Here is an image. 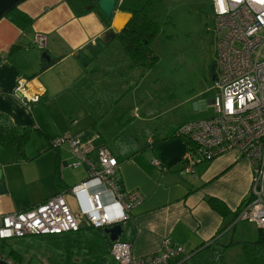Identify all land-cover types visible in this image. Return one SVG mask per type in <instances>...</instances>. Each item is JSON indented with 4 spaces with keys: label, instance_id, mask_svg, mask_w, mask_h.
<instances>
[{
    "label": "crops",
    "instance_id": "0c3cea01",
    "mask_svg": "<svg viewBox=\"0 0 264 264\" xmlns=\"http://www.w3.org/2000/svg\"><path fill=\"white\" fill-rule=\"evenodd\" d=\"M120 1L116 0L110 25L106 27L94 12L82 16L74 15L66 0H0V113L7 116L16 129L29 128L31 130L29 138L33 137L34 133L39 136L40 147L45 154L44 161L34 172L32 179L29 180L26 174L18 178L9 170L11 163L20 160L18 156L15 157L17 149L15 146L6 147L0 144V214L27 209L57 193L62 194L74 213L79 214L81 207H85L84 195L69 193L71 199L67 201L63 194L68 192L63 187H71L85 180L87 167L83 164L78 167L70 165L74 158L66 144L67 150L65 147L57 150L48 148L50 138L69 129L67 125L58 124L57 116L50 115L52 124L48 123L42 112L45 104L55 98L64 97L63 95L69 92L73 96L61 99V105L63 106L65 99L66 104L73 99L71 102L73 111L63 108V119L70 114L75 115L74 101L77 103L86 101L87 93L91 91L89 87L91 82L87 80H90L89 76L95 71L92 63L94 60L83 70L76 54L79 51L87 54L90 45L105 44L101 51L104 55V50H108L109 44L117 40L114 33L120 31L123 24L121 12H127L118 7ZM12 8H17L32 17L33 22L30 27L23 31L7 18L6 13ZM39 33L46 36L43 49L38 48L34 42V37ZM45 53L56 60L43 69L42 63L45 59L42 56ZM120 53L122 55L113 63L124 61L125 54L122 48ZM22 79L25 80L27 96L37 94L38 101L25 104L19 97L20 94L18 93L19 96L15 94L16 86ZM82 83H85L84 86L81 85ZM209 90L213 91L211 97L194 101V110H203L212 104V97L216 91L212 85ZM175 109L177 108L168 109L171 110L169 113H172L173 117L168 116L166 120L160 121L155 127V135L152 136L150 135L152 132L144 135L142 130L132 125L125 129L124 125H119L117 129L114 128L116 130L112 129L110 135L107 130L98 131L91 127L84 129L77 127L70 132L79 133L83 140H89L96 147L102 145L107 147V137L113 139L119 132L127 131L137 136L141 146H146L151 140L160 139L168 134L169 131L165 130L169 124L193 121L192 115H187L186 110L181 109L177 112ZM83 117L90 116L83 113ZM104 134L108 136L104 138L102 136ZM101 138L103 140H100ZM186 150L185 139L176 136L158 141L153 146H148L131 157L118 161L116 178L121 188L124 191L136 190L141 196L140 203L130 211V217L122 222V231L117 238L131 244L132 255L135 257L158 253L162 242L167 239L171 244L181 245L187 257L193 252L190 264H206L208 260L206 249H201L212 239L220 243L224 235L230 231L225 226H229L232 221V214L221 216L208 204L207 199L215 197L223 201L231 212L237 210L250 186V162L237 152L228 151L213 160L196 164L194 173L191 174L183 170L181 163ZM109 151L118 160V149L116 148V153L110 149ZM65 153L68 155L66 156ZM65 167L73 169L83 167V169L74 174L69 172L73 176V179H69L62 174ZM56 169L60 172L63 187L56 184ZM24 180L30 182L31 187L27 194L21 195L16 191L18 187L24 186L26 183ZM104 202L111 215L118 214L119 208L110 194H104ZM105 227H90L82 219L77 231L19 237L17 244L21 248L12 246L11 249L15 248L20 257L15 256L12 262L71 264L73 257H76V261L80 260L79 256L83 250L90 253L91 260L88 264H118L114 259L111 260L110 242L112 241L109 239V234L104 231ZM222 228L225 229L219 233ZM68 241L73 242V247ZM3 247L4 245L0 243V251L5 257L10 258ZM72 249L73 254L68 258L67 253ZM0 264L10 263L6 259H0Z\"/></svg>",
    "mask_w": 264,
    "mask_h": 264
},
{
    "label": "built area",
    "instance_id": "2783aa9c",
    "mask_svg": "<svg viewBox=\"0 0 264 264\" xmlns=\"http://www.w3.org/2000/svg\"><path fill=\"white\" fill-rule=\"evenodd\" d=\"M211 6L215 34L212 87L216 90L212 105L216 114L180 126L177 136L183 137L187 144L181 163L184 171L193 174L196 164L228 151L247 158L251 167L250 186L231 226L238 220H246L264 229V0H211ZM34 42L43 49L46 36L39 33ZM15 94L25 104L39 100L37 94L27 96L23 79ZM51 144L58 149L66 144L74 158L70 165L87 167V178L66 190L84 195L85 207L76 214L62 194L57 193L27 209L1 213L0 243L27 235L77 231L82 219L93 228L122 223L140 203L138 191L119 190L116 183L119 162L104 145L96 147L79 133L70 131L54 137ZM154 163L157 164L155 160ZM104 194H110L118 206L117 215L108 212ZM110 248L118 264H172L178 256H186L181 245L171 244L167 239L158 253L142 257L133 256L131 244L119 239ZM0 259L14 264L1 251Z\"/></svg>",
    "mask_w": 264,
    "mask_h": 264
},
{
    "label": "rangeland",
    "instance_id": "374dc122",
    "mask_svg": "<svg viewBox=\"0 0 264 264\" xmlns=\"http://www.w3.org/2000/svg\"><path fill=\"white\" fill-rule=\"evenodd\" d=\"M154 5L156 20L160 24V32L151 46L158 55L156 65L150 69L139 66L129 68L130 62L126 56L124 61L113 63L122 55L120 44L117 40L113 41L109 44L108 50H104L105 54L101 53L92 62L95 71L89 76L90 80H87L91 82L89 84L91 91L87 93L86 101L78 103L74 101L75 115L70 114L62 118L63 108L73 111L71 103L73 99H70L71 102L68 104L65 99L63 106L61 105V99L73 96L69 92L63 95L64 97L55 98L44 105L42 113L48 123L52 124L50 117L52 115L57 116L58 124L67 125L69 130L65 131L73 132L77 127L83 129L91 127L98 131L107 130L110 135L112 129L115 127L117 129L119 125H124V129L132 125L142 130L144 135L152 132L150 134L152 136L155 135V127L160 121L166 120L168 116L173 117V114L169 113L171 110H168L172 107H176L177 112L181 109L186 110L187 115H192L193 121L215 116L216 112L212 104L203 110L193 109L194 101L209 98L213 92L209 90L212 85L215 56L211 0H162L156 1ZM177 104L180 106H175ZM83 113L90 117L84 118ZM106 135L102 136L106 138L108 136ZM32 136L27 142L23 156L12 149L16 153L15 157L18 156L20 160H14L9 170L18 178L26 174L29 180L32 179L34 172L45 158L44 151L40 147L41 138L35 133ZM102 138L100 140H103ZM111 139L107 137L106 145L116 153L114 138ZM141 142L144 143V140L141 139ZM64 147L66 149V145L62 146ZM82 169L83 167L78 169L65 167L61 171L66 178L73 179L69 172L74 174ZM29 187L31 183L26 182L24 186L18 187L16 192L21 195L27 194ZM63 195L67 201H70L71 194ZM256 235V225L246 220H238L220 241L224 245L230 243L223 256L224 264H241L239 243L252 241ZM18 240L17 238L8 240L3 247L4 252H9L12 246L21 248L17 244ZM68 243L73 247V242L68 241ZM72 254L73 249L67 253V257H71ZM92 256H94L93 252ZM79 257L78 261L73 257L71 264H88L91 260L87 251L81 250Z\"/></svg>",
    "mask_w": 264,
    "mask_h": 264
},
{
    "label": "trees",
    "instance_id": "16d2710c",
    "mask_svg": "<svg viewBox=\"0 0 264 264\" xmlns=\"http://www.w3.org/2000/svg\"><path fill=\"white\" fill-rule=\"evenodd\" d=\"M70 8L72 9L74 15L82 16L90 12H94L98 15L100 20L106 27L110 25V19L106 18L102 11L99 9L97 0H66ZM162 0H121L119 3V8L122 11H127L132 13V17L125 24V26L118 32L114 33V37L120 44L125 56L129 59V68L132 67H144L150 69L154 67L158 60V55L152 49V43L154 39L160 32L159 21L156 20L155 15V2ZM7 18L12 21L21 30H26L33 22L32 17H30L25 12L18 10L17 8H12L6 13ZM105 44L90 45L87 48V54H83L81 51L77 52L76 57L84 70L86 67L101 53ZM45 61L42 63V68H46L51 65L56 59L42 56ZM87 80V79H86ZM86 82V81H85ZM85 84V83H84ZM82 83L81 85L84 86ZM88 86V85H87ZM187 122V121H186ZM185 122H179L175 124H169L165 131H169L168 134L163 135L160 139L151 140L148 145L141 146L137 136L130 134L127 131L119 132L113 139L115 147L118 149V161H122L125 158L131 157L134 153L140 152L146 147L153 146L156 142L161 140H166L177 136V131ZM31 130L29 128H24L23 130L16 129L11 120L0 113V144L2 146H15L20 156L24 155V146L29 139ZM56 137V136H55ZM49 139L48 148H54L51 144L52 139ZM94 154V152H93ZM92 154V155H93ZM56 184L63 187L62 179L59 170L56 169L55 172ZM119 186V190L123 191L119 180H116ZM69 186L63 188L68 189ZM66 191V190H65ZM69 193V192H68ZM208 204L216 210L221 216L226 217L232 214V221L229 223V230L234 227L231 226L237 210L231 212L223 201L215 197H209L207 199ZM91 227V226H90ZM225 228L219 230L221 233ZM211 241V240H210ZM7 241H5L6 243ZM113 242V241H112ZM110 242V247L111 243ZM3 243V245H5ZM228 245L220 244L215 239L204 246L201 250L206 249V256L208 258L206 264H224L223 256ZM241 247V264H264V229L257 228L256 238L252 241H242L239 243ZM111 249V248H110ZM193 252L189 253V257L185 258L183 261L178 263L185 255H180L171 261L172 264H190ZM10 259L12 260L15 256L18 258V254L14 249H10L8 252ZM14 260V259H13Z\"/></svg>",
    "mask_w": 264,
    "mask_h": 264
},
{
    "label": "water",
    "instance_id": "95a60500",
    "mask_svg": "<svg viewBox=\"0 0 264 264\" xmlns=\"http://www.w3.org/2000/svg\"><path fill=\"white\" fill-rule=\"evenodd\" d=\"M97 4L99 9L102 11L103 15L111 19L113 16V12L116 7V0H97ZM124 14L126 20L124 21L123 25L121 26L120 30L125 26V24L130 20L132 17V13L129 12H121V15ZM212 79H214V73L212 74ZM121 222H115L113 225L109 227H105L104 231L109 234V239L111 241L116 240L122 231Z\"/></svg>",
    "mask_w": 264,
    "mask_h": 264
},
{
    "label": "bare ground",
    "instance_id": "6f19581e",
    "mask_svg": "<svg viewBox=\"0 0 264 264\" xmlns=\"http://www.w3.org/2000/svg\"><path fill=\"white\" fill-rule=\"evenodd\" d=\"M121 17H122V23H124V21L126 20V17H125L124 14H122ZM122 25H123V24H122ZM120 28H121V27H120Z\"/></svg>",
    "mask_w": 264,
    "mask_h": 264
}]
</instances>
